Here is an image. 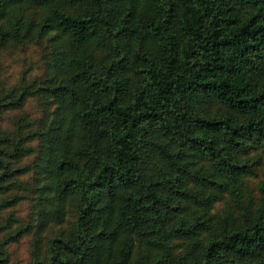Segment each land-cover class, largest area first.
Returning <instances> with one entry per match:
<instances>
[{"label":"trees","instance_id":"16d2710c","mask_svg":"<svg viewBox=\"0 0 264 264\" xmlns=\"http://www.w3.org/2000/svg\"><path fill=\"white\" fill-rule=\"evenodd\" d=\"M25 4L36 24L19 25ZM23 33L47 40L51 75L0 85V115L37 91L53 108L38 129L0 126V264L33 222L12 213L27 171L37 228L75 212L31 264H264V178L254 211L204 210L239 197L240 154L264 152V0H0V47Z\"/></svg>","mask_w":264,"mask_h":264},{"label":"rangeland","instance_id":"374dc122","mask_svg":"<svg viewBox=\"0 0 264 264\" xmlns=\"http://www.w3.org/2000/svg\"><path fill=\"white\" fill-rule=\"evenodd\" d=\"M76 9L77 7H74L70 11L74 12ZM43 10L33 4H25L18 8L16 14L19 15V25L23 26L28 20L36 24ZM24 29L25 27H22L21 32ZM30 34L23 33L17 42L10 41L0 47V85L2 92L21 85L35 88L47 84V78L51 75V67H49L50 47L47 40L38 39L35 35ZM94 46L96 56L99 57L105 54V49H98L101 45L93 42V48ZM43 92L37 91L28 96L21 107L1 113L0 126L9 127L19 116H22L24 121L33 120L31 125L33 129L42 127L50 117V111L53 108L50 97ZM200 108L206 112H218L226 107L215 99H207L201 103ZM36 142L33 139L30 144L33 146ZM240 156L251 165L252 171L236 182L235 185H237L240 193L238 198H235L231 191L226 189L217 201L204 209L207 214L211 215L214 223L223 214L233 212L235 217L238 218L240 211L251 212L261 204L259 183L264 178V152L259 146L255 145L249 147ZM33 159L34 155L31 157V161ZM23 161L29 162V159ZM208 165L204 163V167L209 168ZM20 178L23 185L18 192L23 194L24 197L13 206L12 213L18 218V225L20 226L27 224V222H33L26 228L20 238L8 247V264H31L34 261L46 262L47 239L54 235L67 233L72 228L75 212L73 210L69 211L63 224H48L44 228H37L36 218L33 215L31 217L33 199L30 196L33 195L31 193V188L34 186L33 174L31 171H27ZM192 208H196L197 211L201 209L195 204H190L188 212ZM175 242L176 249L180 252L186 242L181 239H176Z\"/></svg>","mask_w":264,"mask_h":264}]
</instances>
